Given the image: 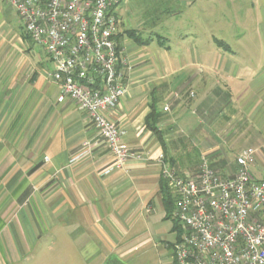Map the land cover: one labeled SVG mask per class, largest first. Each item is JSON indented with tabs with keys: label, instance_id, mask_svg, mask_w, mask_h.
Wrapping results in <instances>:
<instances>
[{
	"label": "crops",
	"instance_id": "0c3cea01",
	"mask_svg": "<svg viewBox=\"0 0 264 264\" xmlns=\"http://www.w3.org/2000/svg\"><path fill=\"white\" fill-rule=\"evenodd\" d=\"M124 4L116 41L128 64L120 67L128 94L115 118L125 131L123 142L143 158L107 174L113 159L105 141L74 102L58 101L55 66L25 28L20 36L5 34L0 12V264H162L153 255L162 241L157 229L172 220L157 159L163 154L180 175L196 173L175 160L181 115L198 118L187 138L202 136L198 149L213 168L232 176L237 155L251 149L253 175L264 179V0H250L252 34H237L234 46L215 35L201 44L192 34L180 66L161 41L148 52L153 43L139 45L126 34L140 31L125 28ZM159 57L164 74L156 71ZM153 103L162 142L146 128ZM166 115L169 124H163ZM87 141L91 155L73 162ZM172 223L174 251L179 233Z\"/></svg>",
	"mask_w": 264,
	"mask_h": 264
},
{
	"label": "built area",
	"instance_id": "2783aa9c",
	"mask_svg": "<svg viewBox=\"0 0 264 264\" xmlns=\"http://www.w3.org/2000/svg\"><path fill=\"white\" fill-rule=\"evenodd\" d=\"M122 1L11 2L26 36L55 66L58 101L74 102L105 141L113 159L105 174L143 158L123 142L125 131L115 118L128 94L120 69L128 64L116 41ZM92 149L91 141L84 142L72 161L85 159ZM157 161L173 198L170 219L181 230L174 246L175 264H264V179L253 175L254 150L237 155L232 176L213 168L206 157L192 175L178 174L163 154Z\"/></svg>",
	"mask_w": 264,
	"mask_h": 264
},
{
	"label": "rangeland",
	"instance_id": "374dc122",
	"mask_svg": "<svg viewBox=\"0 0 264 264\" xmlns=\"http://www.w3.org/2000/svg\"><path fill=\"white\" fill-rule=\"evenodd\" d=\"M10 1L0 0L2 19L7 23L3 32L20 36L24 27L21 28L22 22ZM192 2L193 0H125L124 6L126 7L122 6L125 9L123 11L125 28L138 29L145 38L153 37L156 43L160 40L162 45L167 48L169 55L176 58L179 66L182 65L181 61L186 55L187 48L189 49L192 45V34L198 35L201 44L215 35L233 46L236 43L234 37L237 34H252L254 17L250 0H197L193 4ZM137 23L141 25L140 28L137 27ZM156 43L150 45L149 48L146 47L147 51L151 52L157 48ZM26 44L18 41L17 46L25 48ZM39 50L44 53L43 49ZM158 59L155 63L156 65L160 63V66L156 71L164 74L163 62L160 57ZM185 88L183 87L182 90ZM188 96L190 99L195 98V94L194 97H191L190 93ZM185 98L186 96H184L182 106L179 107L182 110L181 113H184L185 104L188 102ZM176 107H173L172 114L175 113ZM192 116L189 115L185 118L181 115V119H179L177 138H181L178 140L181 150L175 152L174 156L176 162L182 165L183 169L196 171L197 164L205 154H202L198 149L201 147L199 145H202L201 135L195 136L196 138L193 140L190 139L192 136L187 138L188 131L200 124L198 118ZM169 121L170 115H166L163 124H169ZM239 152L240 150L235 151L234 155ZM214 168L220 169L218 166ZM172 224V221L168 220L161 222L158 225L159 228L157 227V233L159 237H162V241H157L159 246L153 249V255L159 257L162 264H171L172 262L174 253L172 246L176 241L175 235L171 232Z\"/></svg>",
	"mask_w": 264,
	"mask_h": 264
},
{
	"label": "trees",
	"instance_id": "16d2710c",
	"mask_svg": "<svg viewBox=\"0 0 264 264\" xmlns=\"http://www.w3.org/2000/svg\"><path fill=\"white\" fill-rule=\"evenodd\" d=\"M126 34L132 38L137 44L139 45H150L153 43L154 38L150 37V38H144L138 31L136 30H128L126 31ZM27 37V36H26ZM160 41V40H159ZM219 45L223 46V42L221 41H217ZM161 118V114L158 111V106L157 103H153L151 105V112L149 113V115L146 118V128L149 129L151 132H153V134H155L158 139L162 142L163 141V135L164 132H162L157 123L159 122ZM162 193H163V198H164V203L168 209V217L170 219V214L172 212L173 209V199L171 196V193L169 191V188L167 186V184H163L162 185ZM175 225V230L178 231L179 233V240H180V236H181V230L180 228L177 226L176 223H174Z\"/></svg>",
	"mask_w": 264,
	"mask_h": 264
}]
</instances>
